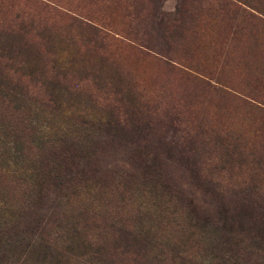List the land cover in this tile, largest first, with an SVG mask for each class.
<instances>
[{
	"label": "rangeland",
	"instance_id": "rangeland-1",
	"mask_svg": "<svg viewBox=\"0 0 264 264\" xmlns=\"http://www.w3.org/2000/svg\"><path fill=\"white\" fill-rule=\"evenodd\" d=\"M0 239L264 264V0H0Z\"/></svg>",
	"mask_w": 264,
	"mask_h": 264
},
{
	"label": "trees",
	"instance_id": "trees-1",
	"mask_svg": "<svg viewBox=\"0 0 264 264\" xmlns=\"http://www.w3.org/2000/svg\"><path fill=\"white\" fill-rule=\"evenodd\" d=\"M1 240V239H0ZM5 244H7L8 242L5 240V242H4Z\"/></svg>",
	"mask_w": 264,
	"mask_h": 264
}]
</instances>
